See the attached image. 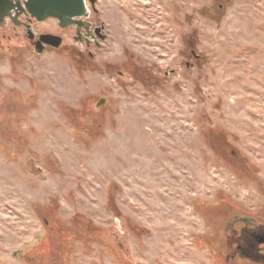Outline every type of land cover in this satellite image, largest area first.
<instances>
[{"label": "rangeland", "instance_id": "1", "mask_svg": "<svg viewBox=\"0 0 264 264\" xmlns=\"http://www.w3.org/2000/svg\"><path fill=\"white\" fill-rule=\"evenodd\" d=\"M96 8L94 58L0 33V264H264V0Z\"/></svg>", "mask_w": 264, "mask_h": 264}, {"label": "flooded vegetation", "instance_id": "2", "mask_svg": "<svg viewBox=\"0 0 264 264\" xmlns=\"http://www.w3.org/2000/svg\"><path fill=\"white\" fill-rule=\"evenodd\" d=\"M14 2H16V5L18 3L21 5L11 11L12 16H7L5 18L4 23L0 26V33L2 32V36L8 38L11 42L13 39L24 40L30 48L38 54L59 49L66 42L65 37L69 35L75 42L84 44L85 48L88 49V56L94 58V54L90 50L93 47L100 48L101 44L107 40L108 32L106 24L104 21L97 23L92 19L93 14L97 15L98 11H95L90 4V14L85 18L87 23H85L78 32L76 25L62 27L59 25L58 21L53 18L51 19L55 20L56 26L46 27L43 24L47 23V20L39 21L30 16L27 11L23 10L24 4L22 0H14ZM104 35L105 38L102 39L101 37ZM59 39L61 40V45L57 48L54 44ZM191 51L192 55L198 59L199 55L196 54L198 56L196 57L194 50ZM187 64L190 65L189 62ZM102 99L98 101L96 107L99 106V102ZM244 222V228L235 235L236 252L251 260L264 262V224H260L257 227L250 224L251 222Z\"/></svg>", "mask_w": 264, "mask_h": 264}, {"label": "water", "instance_id": "3", "mask_svg": "<svg viewBox=\"0 0 264 264\" xmlns=\"http://www.w3.org/2000/svg\"><path fill=\"white\" fill-rule=\"evenodd\" d=\"M24 4V11H27L30 16L45 21L49 18L56 19L60 26L68 27L76 25L77 31L87 23L85 18L90 14V6L98 11L96 8L97 0H22ZM18 2V1H17ZM21 4L14 0H0V26L4 23L7 16H12L11 11ZM105 38V35L101 37ZM59 48L61 40H57L54 44ZM42 52V51H39ZM195 53V51H194ZM196 55V53H195ZM196 57H198L196 55ZM190 66L189 64H187ZM174 72V71H172ZM102 99L99 103H103ZM99 104V105H100Z\"/></svg>", "mask_w": 264, "mask_h": 264}]
</instances>
